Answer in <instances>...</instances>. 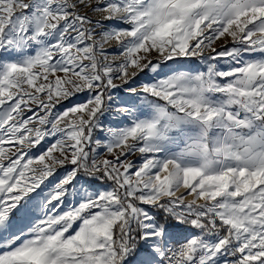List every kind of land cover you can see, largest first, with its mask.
Segmentation results:
<instances>
[{
  "label": "snow or ice",
  "instance_id": "snow-or-ice-1",
  "mask_svg": "<svg viewBox=\"0 0 264 264\" xmlns=\"http://www.w3.org/2000/svg\"><path fill=\"white\" fill-rule=\"evenodd\" d=\"M0 264H264V0H0Z\"/></svg>",
  "mask_w": 264,
  "mask_h": 264
}]
</instances>
